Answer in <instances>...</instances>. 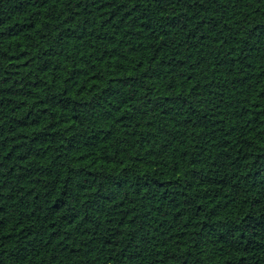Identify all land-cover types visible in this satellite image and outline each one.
Here are the masks:
<instances>
[{"label":"trees","instance_id":"1","mask_svg":"<svg viewBox=\"0 0 264 264\" xmlns=\"http://www.w3.org/2000/svg\"><path fill=\"white\" fill-rule=\"evenodd\" d=\"M0 264H264V0H0Z\"/></svg>","mask_w":264,"mask_h":264}]
</instances>
